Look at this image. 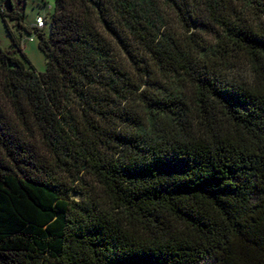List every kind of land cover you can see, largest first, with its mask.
Listing matches in <instances>:
<instances>
[{
    "label": "trees",
    "instance_id": "trees-1",
    "mask_svg": "<svg viewBox=\"0 0 264 264\" xmlns=\"http://www.w3.org/2000/svg\"><path fill=\"white\" fill-rule=\"evenodd\" d=\"M45 19L44 72L0 45V264H264V0Z\"/></svg>",
    "mask_w": 264,
    "mask_h": 264
},
{
    "label": "rangeland",
    "instance_id": "rangeland-1",
    "mask_svg": "<svg viewBox=\"0 0 264 264\" xmlns=\"http://www.w3.org/2000/svg\"><path fill=\"white\" fill-rule=\"evenodd\" d=\"M6 0H0V3ZM15 9L19 12H25L23 24L20 25L16 19L9 16L4 19L0 10V45L10 54L17 56L27 64H31L38 72H44L47 68V59L39 47V36L35 29H31L38 15L46 16L50 22L54 8L55 0H11ZM27 28L31 29V32ZM50 24L44 30V34H49ZM14 34L20 39L22 51L13 43ZM33 38L34 40H31ZM26 58L28 60H26Z\"/></svg>",
    "mask_w": 264,
    "mask_h": 264
},
{
    "label": "built area",
    "instance_id": "built-area-1",
    "mask_svg": "<svg viewBox=\"0 0 264 264\" xmlns=\"http://www.w3.org/2000/svg\"><path fill=\"white\" fill-rule=\"evenodd\" d=\"M33 26L36 28V29H39V30H43L46 26V19H45V16L44 15H38L35 19V22L33 24ZM31 40H34L33 38H31Z\"/></svg>",
    "mask_w": 264,
    "mask_h": 264
},
{
    "label": "water",
    "instance_id": "water-1",
    "mask_svg": "<svg viewBox=\"0 0 264 264\" xmlns=\"http://www.w3.org/2000/svg\"><path fill=\"white\" fill-rule=\"evenodd\" d=\"M4 7H5L6 11L9 12V13H10L11 11H13V8H14L13 3H12L11 0H6V1L4 2Z\"/></svg>",
    "mask_w": 264,
    "mask_h": 264
}]
</instances>
